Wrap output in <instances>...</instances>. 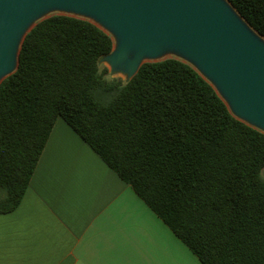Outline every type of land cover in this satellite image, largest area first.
<instances>
[{"label":"trees","instance_id":"obj_1","mask_svg":"<svg viewBox=\"0 0 264 264\" xmlns=\"http://www.w3.org/2000/svg\"><path fill=\"white\" fill-rule=\"evenodd\" d=\"M264 37V0H228ZM111 35L55 14L0 85V214L21 204L62 118L203 264H264V132L178 58L108 78Z\"/></svg>","mask_w":264,"mask_h":264},{"label":"crops","instance_id":"obj_2","mask_svg":"<svg viewBox=\"0 0 264 264\" xmlns=\"http://www.w3.org/2000/svg\"><path fill=\"white\" fill-rule=\"evenodd\" d=\"M0 264H203L100 156L58 119L13 212Z\"/></svg>","mask_w":264,"mask_h":264},{"label":"water","instance_id":"obj_3","mask_svg":"<svg viewBox=\"0 0 264 264\" xmlns=\"http://www.w3.org/2000/svg\"><path fill=\"white\" fill-rule=\"evenodd\" d=\"M111 35L109 73L131 81L146 63L192 65L240 121L264 132V37L228 0H0V85L19 67L27 35L52 15Z\"/></svg>","mask_w":264,"mask_h":264},{"label":"rangeland","instance_id":"obj_4","mask_svg":"<svg viewBox=\"0 0 264 264\" xmlns=\"http://www.w3.org/2000/svg\"><path fill=\"white\" fill-rule=\"evenodd\" d=\"M102 67H107L106 63H102ZM108 68V67H107ZM108 78L112 79V78H122L124 79L123 77H121L120 75H113V74H110L108 75Z\"/></svg>","mask_w":264,"mask_h":264}]
</instances>
